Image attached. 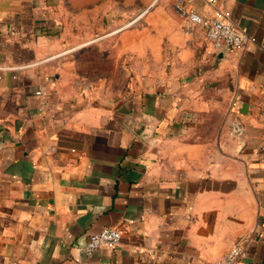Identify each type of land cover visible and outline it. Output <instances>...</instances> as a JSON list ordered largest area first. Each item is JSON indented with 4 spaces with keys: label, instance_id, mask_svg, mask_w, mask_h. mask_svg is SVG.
Returning a JSON list of instances; mask_svg holds the SVG:
<instances>
[{
    "label": "crops",
    "instance_id": "1",
    "mask_svg": "<svg viewBox=\"0 0 264 264\" xmlns=\"http://www.w3.org/2000/svg\"><path fill=\"white\" fill-rule=\"evenodd\" d=\"M173 1L0 0V264H264V0H185L217 53Z\"/></svg>",
    "mask_w": 264,
    "mask_h": 264
},
{
    "label": "built area",
    "instance_id": "2",
    "mask_svg": "<svg viewBox=\"0 0 264 264\" xmlns=\"http://www.w3.org/2000/svg\"><path fill=\"white\" fill-rule=\"evenodd\" d=\"M208 1L214 3L216 0ZM173 7L180 16L202 28L204 36L214 53L228 49L242 48L249 39V35L244 29L237 26L220 11H216L213 14L202 13L188 5L185 0H174ZM146 10L147 8H144L134 18L138 19ZM130 21L126 25L132 23ZM39 92L37 90V93ZM230 105L237 111L239 99L233 97ZM243 132L244 126L242 122L238 117H233L230 122L229 133L233 136H241ZM120 239L121 229L114 226H104L100 230L89 234L84 242L78 245V248L85 254L90 255L102 246L109 248L115 247L119 244ZM242 255L243 246L240 243H236L223 256L210 264H240Z\"/></svg>",
    "mask_w": 264,
    "mask_h": 264
},
{
    "label": "rangeland",
    "instance_id": "3",
    "mask_svg": "<svg viewBox=\"0 0 264 264\" xmlns=\"http://www.w3.org/2000/svg\"><path fill=\"white\" fill-rule=\"evenodd\" d=\"M130 20H131L130 18H129V19H126V20H125V19H120L119 22H121V23L118 25V27H119V28L122 27L123 25L127 24V22L130 21ZM139 21H140L139 18H138V19L134 18V19L131 20L130 22H133V23H132V25H133V24L138 23ZM130 22H129V23H130ZM96 37H97V35L93 34V35H90L88 39H89V40H90V39L93 40V39H95ZM88 39H87V40H88Z\"/></svg>",
    "mask_w": 264,
    "mask_h": 264
},
{
    "label": "water",
    "instance_id": "4",
    "mask_svg": "<svg viewBox=\"0 0 264 264\" xmlns=\"http://www.w3.org/2000/svg\"><path fill=\"white\" fill-rule=\"evenodd\" d=\"M219 52H222V51H219Z\"/></svg>",
    "mask_w": 264,
    "mask_h": 264
}]
</instances>
